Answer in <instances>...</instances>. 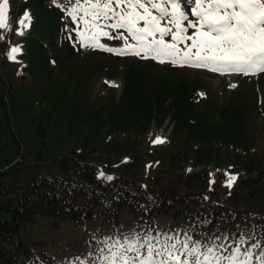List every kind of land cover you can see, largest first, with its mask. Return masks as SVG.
<instances>
[{"label": "rangeland", "instance_id": "rangeland-1", "mask_svg": "<svg viewBox=\"0 0 264 264\" xmlns=\"http://www.w3.org/2000/svg\"><path fill=\"white\" fill-rule=\"evenodd\" d=\"M28 8L38 19L36 0H29ZM79 28H83L82 23ZM53 35L45 24L41 28L36 25L30 35L22 38L27 50L22 55L24 63L10 59L0 63L11 87L7 96L22 151L30 161L41 162L37 169L40 175L63 172L64 157L81 151L102 161L117 162L121 156L125 160L126 156H135L145 147L150 116L158 121L147 134L154 141H165L175 120L173 145L155 155H149L145 148V157L136 160L139 168L145 161L160 159L157 171L174 165L171 174L214 167L220 175L229 176L230 165L233 173L242 171L245 178L264 174V76L255 83H248L246 78L232 91L234 81L239 82L240 77L209 74L215 77L216 88L203 86L207 96L204 94V99L191 103L185 100L193 89L191 83L203 80L195 73L208 74L206 71H160L152 68L151 63L135 61L139 57L119 61L98 49L84 53L88 55L74 53V47H57ZM26 63L27 74L23 75ZM108 80H114L118 86L110 85ZM186 82L189 85H184ZM222 83L227 84V89ZM171 100L172 110H176L174 116L160 125L156 111L167 110L165 104ZM16 143H4L5 157L18 155ZM11 177L14 175L0 177V190L6 189L2 182H9ZM164 180L183 188L179 175L165 176ZM236 186L243 188L239 180ZM10 194L0 193V218L4 220L11 219V212L1 207ZM85 202L84 195L78 196V204ZM134 227L135 221L125 210L121 227L104 220L101 214L56 223L52 216L37 213L15 238L30 244L38 264H74L75 257L91 264L103 247L100 241L109 236L141 233L143 227ZM157 227L161 232H174L181 229L182 223L173 215H165ZM252 251L254 256L259 255L264 246Z\"/></svg>", "mask_w": 264, "mask_h": 264}, {"label": "snow or ice", "instance_id": "snow-or-ice-1", "mask_svg": "<svg viewBox=\"0 0 264 264\" xmlns=\"http://www.w3.org/2000/svg\"><path fill=\"white\" fill-rule=\"evenodd\" d=\"M70 4L71 20L79 19L83 25L74 29L81 47L222 75L264 73V0H70ZM8 16L9 0H0V29L8 26ZM30 19L25 11L18 23L27 28ZM101 37L122 40L123 46H106ZM19 51L12 47L7 58L14 60ZM236 179L229 175L226 186ZM245 242L243 236L229 246L215 240L202 243L187 234L181 239L175 232H133L105 237L91 264H253V259L264 264V251L255 256L252 251L261 245L254 243L242 251ZM73 261L86 264L80 257Z\"/></svg>", "mask_w": 264, "mask_h": 264}, {"label": "trees", "instance_id": "trees-1", "mask_svg": "<svg viewBox=\"0 0 264 264\" xmlns=\"http://www.w3.org/2000/svg\"><path fill=\"white\" fill-rule=\"evenodd\" d=\"M46 1L48 2L36 0L38 15L40 16L38 21L42 20L49 24L50 28H53L59 19L58 11L60 9L58 7L68 5V3L65 0ZM23 8L9 9L11 22L15 24L14 31L19 27L18 15H22ZM12 19L17 23L13 22ZM1 30L3 31V29ZM7 84L0 69V176L13 174L15 177L12 179L13 182L5 184L6 188L11 184L10 191L12 193L1 204V207L11 212V219L3 220L0 218V264H24L27 258L31 257L30 249L24 243L15 244L14 235L31 222L36 213L52 215L59 219L71 217L79 220L84 217H92L96 209L100 207L104 215L106 214L110 219L117 221L120 210L128 208L131 213L136 214L141 219L146 217L152 219L158 213L170 210L172 201H174L183 205L182 212H186L184 218L188 220L192 218L200 223V226L202 224L211 229L217 224L237 227L243 226L242 222L245 221L247 224L254 222L260 230V235L264 236V221L256 220L260 217L258 213L252 212L255 221H251L243 212L223 207L221 200L217 199L216 202L213 198L207 199L206 193L204 195L197 194L198 187L195 188L191 185L185 176H180L185 186L184 190L170 186L162 179L163 177H161L162 183L159 189H145L142 186L146 184V179L149 177L140 179L137 175L140 168L136 164V160L143 158L138 153L132 156L130 164L123 166L120 170L107 168L96 161H82L78 158L71 160L72 169L53 175H39L38 173L31 175L28 163L22 165L17 162L12 165L15 157L9 159L4 156L3 142L16 141L19 152L21 141L12 124L10 100L6 96ZM168 113V111L161 112L162 120L168 116ZM150 120L151 116L149 117V124ZM4 166H8L7 169L1 170ZM33 167L34 165H32ZM160 171L162 170L160 169ZM101 172L105 174L103 177L100 176ZM107 176H111L113 179L108 180L106 179ZM16 180L17 183H15ZM6 191L7 189L0 191V193ZM80 195H84L86 198L84 205L76 204V199ZM203 207L214 209L213 214L210 215V217L213 215L214 218L226 211L234 217L231 218L233 222L226 220L227 218L216 221L217 218L202 216ZM201 228L204 227L201 226Z\"/></svg>", "mask_w": 264, "mask_h": 264}]
</instances>
